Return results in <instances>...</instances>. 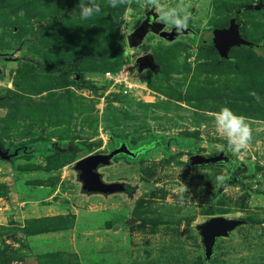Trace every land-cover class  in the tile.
<instances>
[{
	"label": "rangeland",
	"instance_id": "obj_1",
	"mask_svg": "<svg viewBox=\"0 0 264 264\" xmlns=\"http://www.w3.org/2000/svg\"><path fill=\"white\" fill-rule=\"evenodd\" d=\"M87 2L0 0V146L17 148L0 159V264H264V0H190L182 32L138 0H96L101 12L84 20L78 5ZM145 19L153 29L128 47ZM218 27L255 45L221 60L200 44ZM116 41L119 57L95 56ZM142 54L153 68L139 67ZM118 70L135 84L127 93L103 76ZM223 106L253 132L245 151L226 150L237 166L218 188L224 165L188 159L226 143L214 120ZM119 142L148 145L96 168L124 189L83 190L74 162ZM214 215L242 222L206 259L198 225Z\"/></svg>",
	"mask_w": 264,
	"mask_h": 264
},
{
	"label": "water",
	"instance_id": "obj_2",
	"mask_svg": "<svg viewBox=\"0 0 264 264\" xmlns=\"http://www.w3.org/2000/svg\"><path fill=\"white\" fill-rule=\"evenodd\" d=\"M149 29H153L152 24L148 21V19L143 20L126 36L127 46L133 47L137 45L142 35ZM200 44L212 47L220 59H228L229 52L234 47H251L254 45L251 41L245 39L239 30L231 29L229 27H218L205 30L200 37ZM136 61L139 67L153 68L154 66L149 54L139 55L136 58ZM135 152L136 151L130 149L125 142H120L116 147L112 148L107 153H92L77 159L74 162L73 167L78 172L77 178L81 182V188L86 192L103 194L123 190V183L102 181L100 174L96 171V168L99 165H107L110 159L118 154L134 157ZM15 155H17V148L9 153L0 146V159L8 160ZM188 160L191 166L208 164L224 165L225 161H234L236 164V161L232 157L227 156L225 153L218 152L213 155L196 153L190 155ZM125 222H132V220L127 219ZM241 222L242 220L240 219L214 215L208 217L202 224L198 225L204 257L206 259L209 258L211 248L216 237L227 235L228 231L232 230Z\"/></svg>",
	"mask_w": 264,
	"mask_h": 264
},
{
	"label": "clouds",
	"instance_id": "obj_3",
	"mask_svg": "<svg viewBox=\"0 0 264 264\" xmlns=\"http://www.w3.org/2000/svg\"><path fill=\"white\" fill-rule=\"evenodd\" d=\"M110 7H117L121 4L131 3V0H108ZM145 8H150L157 13L159 20L164 24L171 25L177 32H182L188 28L192 18V4L190 0H138ZM80 17L87 20L101 12V7L96 0H88L87 4L79 3ZM258 103H261L260 96L252 91L249 93ZM214 120L218 132L224 137L226 143L216 144L218 153H225L231 150L235 153L245 151L252 141V127L248 118L244 115L236 114L231 108L223 106L214 113ZM188 162V161H187ZM186 162V163H187ZM236 164L234 161L224 162V172L217 175V187H224L232 179ZM188 192L187 185L180 182V187L176 193L177 199L183 202L184 195Z\"/></svg>",
	"mask_w": 264,
	"mask_h": 264
},
{
	"label": "built area",
	"instance_id": "obj_4",
	"mask_svg": "<svg viewBox=\"0 0 264 264\" xmlns=\"http://www.w3.org/2000/svg\"><path fill=\"white\" fill-rule=\"evenodd\" d=\"M104 78L107 80L111 87H115L117 90L127 93L135 85L131 79L130 75L126 70L118 71H105L103 73Z\"/></svg>",
	"mask_w": 264,
	"mask_h": 264
},
{
	"label": "trees",
	"instance_id": "obj_5",
	"mask_svg": "<svg viewBox=\"0 0 264 264\" xmlns=\"http://www.w3.org/2000/svg\"><path fill=\"white\" fill-rule=\"evenodd\" d=\"M241 6H243V5H239V8H241ZM254 44V43H253ZM255 45V44H254ZM208 47V46H207ZM240 49V50H244V51H249V49L248 48H250V47H244V46H240V47H234V48H232L231 49V51L233 50V49ZM230 51V52H231ZM121 55V51L119 50V42L118 41H116L115 42V45H109V46H107L106 48H104V49H102L100 52H98L97 54H95V56H97V57H100V58H110V57H112V56H114V57H119ZM218 56V55H217ZM230 58V56H228V59ZM220 59V58H219ZM221 60H226V59H221ZM48 72H51V71H55V70H58V69H56V68H53V67H49L48 69ZM68 70H66L65 69V71H63V76H62V78H64V79H68V78H70L69 77V75H70V73H69V71L67 72ZM75 78V77H74ZM141 145H143V146H145V148H148L147 146V144H141Z\"/></svg>",
	"mask_w": 264,
	"mask_h": 264
},
{
	"label": "flooded vegetation",
	"instance_id": "obj_6",
	"mask_svg": "<svg viewBox=\"0 0 264 264\" xmlns=\"http://www.w3.org/2000/svg\"><path fill=\"white\" fill-rule=\"evenodd\" d=\"M148 21H149V19H148ZM120 143V142H119ZM118 143V144H119ZM127 145V144H126ZM128 146V145H127ZM129 147V146H128ZM130 149H133V150H135L136 152H135V156L136 155H138V154H142L143 153V151H145L147 148H145V146H143V145H138V146H136V147H129ZM9 153H11L10 151H8ZM119 155H123V156H125V157H128V158H134V157H131V156H128V155H124V154H118V155H116V156H119ZM115 157V156H114ZM112 159V158H111ZM103 181V180H102ZM120 183H123V182H120ZM125 183H123V185H124ZM125 186V185H124Z\"/></svg>",
	"mask_w": 264,
	"mask_h": 264
}]
</instances>
